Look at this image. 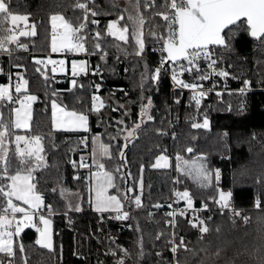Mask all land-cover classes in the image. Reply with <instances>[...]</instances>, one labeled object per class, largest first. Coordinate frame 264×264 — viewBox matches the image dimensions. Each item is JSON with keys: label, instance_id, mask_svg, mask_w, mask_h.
Instances as JSON below:
<instances>
[{"label": "trees", "instance_id": "1", "mask_svg": "<svg viewBox=\"0 0 264 264\" xmlns=\"http://www.w3.org/2000/svg\"><path fill=\"white\" fill-rule=\"evenodd\" d=\"M144 2L140 0V13L146 21L143 38L153 61L156 54L152 50L160 49L161 42L150 36L149 30L163 31L156 25L164 23L153 15L164 10L160 7L163 0H156L157 7L148 9ZM75 3L76 0H10L13 13L27 15L28 24L36 26L35 36H22L18 41V44L28 46L34 55L18 52V44H10L15 52L11 57L0 51V59L6 63V71L0 74V85L10 82L15 85L18 76H22L28 81L26 94L37 97L32 105L30 130L14 131V134L42 137L47 166L33 173V182L45 203L44 215L52 221L53 249L37 245L35 240L39 239V233L35 228H27L14 239L15 256L0 253V262L117 264L123 259L124 264H264V43L253 39L243 29L229 33V47L215 49L216 69L229 73L225 85L230 88L238 89L248 81L255 91L246 94L223 92L220 96L207 94L197 110L191 99L192 93L172 90L171 82L163 73L157 81L150 79L154 66L135 54L137 46L132 37L133 26L128 21L129 11L118 0H95L94 4H89L99 13L95 17L89 16V20L95 19L98 24L88 23L85 29L89 37L85 44L91 54L96 53L88 59L89 70L79 76L69 72L56 75L49 66L35 63L52 53V15H63L73 24L80 22L83 13L74 7ZM120 15L125 16L120 25L129 26L128 43L106 34L108 23ZM97 31L101 33L98 41L92 39ZM4 35L0 32V38ZM97 42L107 53L103 59L102 52L94 47ZM82 58L86 57L68 56V60ZM200 67L202 72H209L207 67ZM146 69L149 76L141 86V75ZM199 74L186 73L184 79L188 83L210 86L209 80L194 79ZM212 75L213 80L220 81L218 75ZM96 84L100 86L99 91ZM23 95L25 93L17 94L13 89L14 100ZM94 95L103 102L99 111L92 110ZM148 98L152 100L149 115L153 119L140 124L141 105L147 104ZM53 101L67 110L85 114L88 131L55 130ZM17 105L0 104L6 122L13 119L11 109ZM205 116L209 128L192 127L193 123H202ZM137 123L140 128L131 140L126 141L124 132L132 130ZM96 136H100L104 145L110 146L112 158L106 157L102 162L105 170L115 176L117 187L111 188L110 194L121 199L123 211L129 212L127 220H116L115 212L98 213L93 209V169L79 165L82 158L90 164ZM13 139L14 135L8 137L11 141L8 146L14 152ZM188 147L193 148L190 155L186 151ZM120 151L124 153L123 158ZM162 154L172 158L170 169L152 167ZM177 155L183 160L178 161ZM10 157L15 164L12 152ZM199 157L205 158L202 162L213 172L210 186H202L206 182L197 179L195 172L189 175L184 167V160L197 161ZM178 164L180 170H177ZM217 170L218 181L215 179ZM121 176L125 179H120ZM128 187H132L131 193H127ZM185 190L189 191L195 208L208 206V210L201 212L208 233L202 234L199 228L192 227L190 221L197 220L188 212L177 214L174 227L167 224L164 210L176 198V192ZM221 191L231 193L233 208L240 213L239 216L234 215V211L226 213L229 217L227 229L235 236L251 240V247L218 246L216 210L219 204L215 201ZM64 193L76 195L80 211L75 210L78 206H73ZM126 193L140 196L142 206L137 208L125 200ZM258 200H261L259 207L256 206ZM49 205L51 216L47 210ZM181 238L184 246L178 247L173 254L171 242L179 245ZM20 244L24 246L23 253L19 250Z\"/></svg>", "mask_w": 264, "mask_h": 264}, {"label": "snow or ice", "instance_id": "2", "mask_svg": "<svg viewBox=\"0 0 264 264\" xmlns=\"http://www.w3.org/2000/svg\"><path fill=\"white\" fill-rule=\"evenodd\" d=\"M94 4L95 0H76L74 5L82 11V19L79 23L73 24L70 20H67L63 15L55 14L50 17L51 20V51L53 53L61 52H87L88 49L85 46V41L89 38L85 32L88 23L98 24L95 19L89 20V16L95 17L99 15L93 8L89 7V4ZM137 15H128V21L132 24V37L136 44L135 54L141 56L145 49L144 41V25L146 23L142 13H140V0H136ZM145 9L156 8V0H145ZM164 10L154 12V16H159L163 21V25L157 24V28H162V32L155 30H149V35L161 42L160 52L161 59L160 64L155 68L154 72L150 74L152 81H157L162 70H167L165 65H168L171 70L172 80L180 87L189 89L192 91V101H194L197 110L201 105V100L207 96V92L198 91L203 85L196 83H186L181 77L185 72L191 74L193 72L200 73L195 76L194 79L205 81L210 79L214 73L220 77H227L229 73L223 70L218 71L215 65L218 63V59L214 58L215 47L228 48L229 33L243 29L253 39L264 43V0H163L160 5ZM29 17L27 15L14 14L10 9V0H0V32L5 35L0 38V51L9 52V48L6 44H18L20 37L35 36L36 26L34 24L29 25L27 23ZM125 16L120 15L115 21L108 23L106 28V34L109 36H115L118 40L128 43L129 26L127 24L120 25V21L124 20ZM23 24L24 28L21 29L20 25ZM101 33L97 31L92 37L94 40H99ZM18 47L27 49L24 44H18ZM97 51L102 52L101 58L103 59L107 53H104L101 49L99 42L94 45ZM92 54H96L93 52ZM205 60L208 62V68L211 72L205 73L201 71L199 61ZM37 64H51L59 65L60 70L63 71L65 61L52 60L47 61L36 60ZM84 62L75 61L72 63V74L77 75V71L83 70ZM16 67H22L16 65ZM37 71H40L38 68ZM56 68H52V72L55 73ZM98 74V73H97ZM149 73L147 69L145 73L141 75V81L148 78ZM47 79V76H45ZM248 81H245V85H248ZM73 86L76 85V81H72ZM28 81L22 76H18V80L14 85V91L17 94L25 93L22 98L14 100L13 98V86L0 85V104L18 103L19 107L11 109V113L14 115V119L5 121L3 113L0 112V253H4L9 257L15 256L14 249V237H19L21 233L27 228H35L39 233V239L35 243L43 248L52 250V235H51V220L46 218L41 209L44 207L42 196L36 191V183L33 181L35 177L33 173L41 167H45L46 159L43 153L45 148L42 143V137L40 135L26 136L17 135L11 131V129L30 130V121L32 118L31 105L37 100L35 95L26 94ZM100 86L96 85V90L99 91ZM211 91V89H209ZM245 89H241L244 92ZM55 94V93H54ZM217 96L221 93L217 92ZM93 111H99V108L103 106V102L97 105L96 101L99 100L98 96H93ZM179 103V100L176 101ZM152 106L151 98L147 99V104L141 105L140 118L141 123L144 122L146 116L148 120H152V116L148 114V110ZM52 121L53 126L56 129L69 130H84L87 131L88 117L83 113L76 111H67L64 107L58 105L55 101L52 102ZM114 111L116 109H113ZM123 123V121H118ZM209 121L207 117L203 119V122H196L192 124L195 129L208 128ZM140 128V124L137 123L135 127L128 131L127 138L135 135L136 129ZM163 134V133H161ZM14 135L15 149L14 152L9 148L8 137ZM96 139H99L98 137ZM23 142L24 147L21 148ZM127 145H125L126 147ZM109 147L104 144L98 146L101 157H107L111 159V153ZM188 153L193 152V148L188 147L186 149ZM15 157V164L12 157ZM119 155L123 158L124 153L119 152ZM177 160L181 161L183 158L177 155ZM205 158L199 157L197 161L184 160L183 164L185 169L188 170V174L191 175L195 172L197 179L206 183L202 186H210L212 183L213 172L209 170L202 162ZM83 161V158H82ZM75 164V162H73ZM93 165L97 171L92 175L95 177V210L97 212H111L115 211L117 214L114 217L116 220H127L129 218V212L122 211L123 204L121 199L117 195L108 194L110 188H115V176L113 173L105 170V164L101 160L93 158ZM80 167H91L85 162H81ZM169 166L168 157L166 155H160L154 168H167ZM177 170H180V165H177ZM119 171V169H117ZM143 172V165H141V173ZM219 171L215 172V179L219 180ZM130 177V174H129ZM120 179H125L121 176ZM141 190L143 188L142 178L139 181ZM132 187L127 188V193L132 192ZM127 193L124 196L125 200L130 203H134L137 208L142 206L140 196H129ZM177 202L184 200L187 208H193V199L189 191L176 192ZM231 193H225L221 191L219 193V199L215 202L220 205L221 209H230L231 205L229 200ZM260 206L259 201L256 204ZM154 207H161L160 205H154ZM171 207V205H169ZM204 209L207 208L205 204ZM49 216L52 215L51 206H47ZM76 211H80L77 207ZM186 209H180L179 214L184 215ZM234 211V210H233ZM177 213L169 212L167 215L175 216ZM234 215L239 216L238 211H234ZM247 221V217L244 218ZM174 225V220L171 222ZM192 227L199 228L202 234L209 232V228L203 220H199L198 223L190 221ZM42 226V227H41ZM159 238V237H157ZM171 243L174 246L171 248L173 254L176 253L177 248L184 246L183 238L180 240V244L176 245L174 241ZM142 246V242H141ZM186 247V246H185ZM21 253L24 252L23 244L19 245ZM127 255V250H123ZM115 255V252L112 253ZM143 253L141 252V256ZM159 255V253H157ZM2 264V262H0ZM117 264H124L123 259L117 261ZM178 264V262H177Z\"/></svg>", "mask_w": 264, "mask_h": 264}, {"label": "built area", "instance_id": "3", "mask_svg": "<svg viewBox=\"0 0 264 264\" xmlns=\"http://www.w3.org/2000/svg\"><path fill=\"white\" fill-rule=\"evenodd\" d=\"M162 11H163V10H162ZM156 12H157V11H156ZM155 17H156V18H159V19L164 23V21H163L159 16H155ZM8 46H9V50H10V51H9V52H4V54L7 55V56H10V57H11V56L15 55V52L10 48V44H9ZM148 49H149V48H148V45L145 44L144 52H143V54H142L141 56H139V57H141L142 59H144V60H146V61H150V62H152L153 66H154V70H155V68H157V67L159 66V64H160L161 52H160V49H158V48L153 49L152 52L156 54V55H155L156 57H155V59L152 61V59H151V57H150V54H149V52L147 51ZM17 51H18V52H20V51H25L27 55H34V54L30 51V48H29L28 46H27V49H26V50L23 49V48L17 47ZM214 53H215V49H214ZM54 56H55V55H54ZM59 56H65V57H68V56H75V55L71 54L70 52H66V51H65V52H63L62 54H60ZM45 57H46L47 60H49V59L56 60V59H53V57H52V56H49V55H46ZM85 57H86L87 59H89V58L92 57V54L86 52ZM214 58H217V57H216V53H215V55H214ZM56 61H57V60H56ZM199 64H200V66H205V67L208 68V66H207V65H208V62L205 61V60H201V61H199ZM216 65H217V64H216ZM216 65H215V67H216ZM48 66H49L51 69H52L53 67L56 68V71H55V74H56V75H66V74H67L66 72H65L66 74H62V73L65 71V69H63V71H61L59 65H51V64H48ZM165 68H166L167 70H162L161 73H163V75H165V76L169 79V81L171 82L172 90L186 91V92H191V93H192L191 90H189V89H185V88H182V87H180L178 84H176V83L172 80V78H171V73H172L171 68H170L168 65H165ZM208 71L211 72V69L208 68ZM186 73H187V72H185V73L183 74V76L181 77V79H183L184 82L188 83V82L184 79V75H185ZM212 76H213V75H211L210 79H208V80L210 81V86H208V87H202V88L198 89V91H205V92H207L208 94H211V93H217V92H219V93L227 92V93L246 94V93H248V92L255 91V90L250 86L249 83H248L247 86L244 84V85H242L240 88H238V89H234V88H230L228 85H225V82L227 81V77H220V76H219L220 81H215V80L212 79V78H213ZM217 78H218V77H217ZM221 81L224 83V86H223V87H221ZM96 85H97V84H96ZM96 85H95V88H96ZM209 89H211V91H209ZM241 89H245V91H244V92H241ZM95 96H97V95H95ZM92 101H93V100H92ZM99 102H100V100H97V101H96L97 105L99 104ZM14 104H17V103H14ZM82 162H85V163H87L88 165L91 166V167H83V168L88 169V170H92V169H93V167H92V165H91V162H90V164H89V162H87V159H83ZM258 201H259V203H260V205H261V200H258ZM229 203H230V205H231V210H230V209H221V207L219 208V209L222 210V214H223V215H226L227 212H233V210L235 211V209L233 208V205H232V203H231V200H229ZM44 204H45V203H44ZM169 205H171V207H169ZM169 205H168L167 208L164 210V213H165L166 217L168 218L167 224H168V225H171V226H173V227H174V225H173V223H171V222L174 220V224H175L176 215L179 213L180 209H186L185 213L188 212V213H190V215H192V216H193L194 212H200V211H206V210H207V209H204V208H203L204 205H203L201 208H199V209L195 208L194 206H193L192 209H188V208H186L184 205H182L180 202L175 201V199H173L172 202H171ZM41 211L43 212V214L45 213V209H44V208H42ZM169 212H175V213H177V214L173 217V216H169V215H167ZM116 214H117V213H116ZM35 241H36V240H35Z\"/></svg>", "mask_w": 264, "mask_h": 264}, {"label": "rangeland", "instance_id": "4", "mask_svg": "<svg viewBox=\"0 0 264 264\" xmlns=\"http://www.w3.org/2000/svg\"><path fill=\"white\" fill-rule=\"evenodd\" d=\"M119 1V4L126 8L128 11H129V15H133V16H136L137 15V11H136V7H135V4H136V0H118ZM28 23V21H27ZM24 27V25H23ZM128 36V33L126 34ZM115 37V36H113ZM116 38V37H115ZM86 46V44H85ZM86 48L88 49V46H86ZM67 52V51H66ZM63 52L61 53H50L48 54L49 56H52L53 59H56L57 61H60L61 58L58 57L60 54H62ZM71 54L75 55V56H83L85 57V54L86 52H80V53H77V52H70ZM87 53H90L89 50L87 51ZM56 55V56H54ZM62 58H65V56H61ZM38 60H42V61H47L46 57L45 59H38ZM78 64L79 62H84V66L86 67V61L84 60H80V61H76ZM45 65V64H44ZM47 66V65H45ZM83 66V67H84ZM64 69H65V64H64ZM84 69V68H83ZM81 71L82 70H79L77 71V75L76 76H79L81 74ZM23 93V92H22ZM58 105H60L57 101H55ZM33 104V103H32ZM100 104V102H99ZM98 104V105H99ZM61 106V105H60ZM18 107H19V104H18ZM63 107V106H62ZM51 108H52V104H51ZM101 108V107H100ZM99 108V109H100ZM67 110V109H66ZM53 111V109H52ZM67 111H70V110H67ZM149 110H148V114H149ZM144 121L147 120V117L145 116L144 118ZM140 124H141V120H140ZM209 128V126H208ZM55 130L57 131H65V130H62V129H56L54 127ZM89 129V126H88V123H87V131ZM76 131H84V130H69L67 132H76ZM86 131V132H87ZM131 131V130H130ZM127 134H128V131L124 132L123 134V138L126 140V141H129L131 140L133 137H130V138H127ZM99 138V139H96V138ZM100 144H103L100 136H96L94 139H93V151H92V164H93V158H94V154H95V159L97 160H103L105 157H101L100 153H99V148L98 146ZM168 157V162H169V166L165 169H170L172 167V158L167 156ZM93 169H96V167L93 165ZM97 171V169L95 170V172ZM94 172V173H95ZM92 174H93V171H92ZM92 180H93V189H95V177L92 175ZM110 190L111 188L108 190V194H110ZM183 192V191H182ZM224 192V191H223ZM225 193H229V192H225ZM65 196H67V199L68 201L73 205V206H78L79 207V204L77 203V197L76 195H71V194H68V193H64ZM111 195V194H110ZM177 196L175 198V201H177ZM231 199V198H230ZM93 207H94V210H95V191L93 192ZM179 202L184 205L186 208H187V205H186V202L184 200H179ZM220 208V205L219 207L217 208V215H216V222L218 224V231H217V244L218 246L220 247H227V246H238V247H251L252 246V241L249 240V239H244L242 237H239V236H235L233 233L229 232V230L227 229V226L229 224V217L228 215H223L222 214V210L219 209ZM207 210L209 209L208 206L206 208ZM96 211V210H95ZM97 212V211H96ZM107 212V211H106ZM111 212H114V211H111ZM201 212H194L193 216L191 215V217L195 218L197 220V223L199 220H203L202 219V216H201ZM100 213V212H98ZM46 218H48L47 216H45ZM177 217V215H176ZM50 219V218H49ZM176 222V221H175ZM175 225V224H174ZM42 227V226H41ZM51 235H52V249H53V225H52V221H51ZM40 238V237H39Z\"/></svg>", "mask_w": 264, "mask_h": 264}, {"label": "crops", "instance_id": "5", "mask_svg": "<svg viewBox=\"0 0 264 264\" xmlns=\"http://www.w3.org/2000/svg\"><path fill=\"white\" fill-rule=\"evenodd\" d=\"M20 28L21 29H23L24 27H23V24H21L20 25ZM56 56V55H55ZM57 57V56H56ZM58 57H60L61 58V60H64L65 61V71L62 73V74H66V73H72L73 72V70H72V63H73V61H80V60H84V61H86V67L84 66L83 68V70L81 71V73H84V72H86L87 70H89V68H90V64H89V60L87 59V58H82V59H70V60H68V57H65V58H62L61 56H58ZM47 66H48V64H46ZM64 69V68H63ZM6 71V63H5V61H4V59H0V74H2V73H4ZM66 72V73H65ZM17 80L18 79H16L15 80V83L17 82ZM9 85H12L13 86V89H14V85L12 84V82H10L9 84H7V85H3V86H9ZM36 102V101H35ZM35 102H33V104L35 103ZM32 104V105H33ZM16 107H18V105L16 106ZM31 110H32V108H31ZM32 114V113H31ZM13 119H14V115H13ZM32 119V118H31ZM31 122V121H30ZM13 131L12 132H14V131H18V130H21V129H12ZM21 131H26V130H21ZM77 132V131H76ZM18 135V134H17ZM19 135H24V134H19ZM27 136V135H26ZM13 141H14V139H13ZM14 146H15V143H14ZM24 147V144H23V142L21 143V148H23ZM109 151H110V148H109ZM106 158V157H105ZM91 162H92V156H91ZM156 162V161H155ZM91 165H92V167H93V164L91 163ZM156 169H161V168H156ZM95 170L96 169H93V173L95 172ZM93 192H94V189H93V183H92V201H93ZM92 205H93V202H92ZM93 209H94V207H93ZM122 211H123V209H122ZM108 212V211H107ZM115 212V211H114ZM103 213H105V212H103ZM116 213V212H115ZM14 239H15V237H14Z\"/></svg>", "mask_w": 264, "mask_h": 264}, {"label": "water", "instance_id": "6", "mask_svg": "<svg viewBox=\"0 0 264 264\" xmlns=\"http://www.w3.org/2000/svg\"><path fill=\"white\" fill-rule=\"evenodd\" d=\"M216 48H222V47H215V49H216ZM31 108H32V105H31ZM190 154H191V153H189V155H190Z\"/></svg>", "mask_w": 264, "mask_h": 264}]
</instances>
